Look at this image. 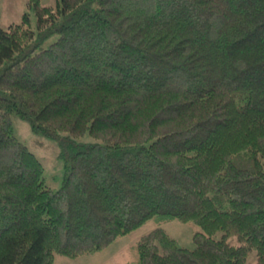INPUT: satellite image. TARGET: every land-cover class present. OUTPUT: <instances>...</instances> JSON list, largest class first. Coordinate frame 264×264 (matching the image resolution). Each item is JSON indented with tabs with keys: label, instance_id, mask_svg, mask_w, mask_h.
Returning a JSON list of instances; mask_svg holds the SVG:
<instances>
[{
	"label": "trees",
	"instance_id": "16d2710c",
	"mask_svg": "<svg viewBox=\"0 0 264 264\" xmlns=\"http://www.w3.org/2000/svg\"><path fill=\"white\" fill-rule=\"evenodd\" d=\"M26 7L35 24L0 25V264L94 253L148 220L135 264H264V0ZM12 114L57 142L59 188ZM169 220L200 228L194 248Z\"/></svg>",
	"mask_w": 264,
	"mask_h": 264
},
{
	"label": "rangeland",
	"instance_id": "374dc122",
	"mask_svg": "<svg viewBox=\"0 0 264 264\" xmlns=\"http://www.w3.org/2000/svg\"><path fill=\"white\" fill-rule=\"evenodd\" d=\"M28 0H0V25L7 27L10 23H19L24 12L29 11L32 24L35 17L32 10L26 7ZM42 5L54 6L56 0H39ZM12 128L16 137L22 141L28 149L38 158L44 168L45 183L51 189L60 187L63 178V163L59 158V146L57 142L41 133L33 132L29 122L18 115L11 116ZM81 140H93L85 136ZM7 158V156L5 157ZM11 159V154L9 156ZM9 159L5 164H9ZM9 160V161H8ZM153 220H148L137 229L118 237L108 247L90 254H84L75 258L56 254L53 264H135V244L138 238L154 228ZM162 227L172 236L178 245L192 249L195 247L193 234L200 228L192 223L169 220ZM233 242V238L230 239ZM254 258V251L251 254ZM250 257V258H251Z\"/></svg>",
	"mask_w": 264,
	"mask_h": 264
}]
</instances>
